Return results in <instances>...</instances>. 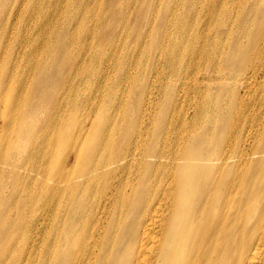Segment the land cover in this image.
<instances>
[{
  "label": "bare ground",
  "instance_id": "6f19581e",
  "mask_svg": "<svg viewBox=\"0 0 264 264\" xmlns=\"http://www.w3.org/2000/svg\"><path fill=\"white\" fill-rule=\"evenodd\" d=\"M84 2L92 9L83 13V2L76 0L71 16L64 0H0V18L14 19L15 42L5 48V39L0 43L6 50L1 86L19 93L7 101V111L17 115L13 125L4 126L0 168L7 153L11 163L1 171L0 190L12 184L14 167L20 179L29 171L46 185L49 214L42 261L31 260L30 251L23 262L12 259L18 246L1 237L0 264H264V82H258L264 80V0ZM249 3L255 4L247 12ZM88 22L96 29L84 35ZM2 30L0 41L9 32ZM88 39L100 52L112 46L113 52L128 54L118 55L110 68L122 67L120 83L136 79L133 138L120 150L125 111L110 105L95 143L59 158L41 146L63 140L61 132L69 133L70 125L59 122L65 107L49 109L45 97L63 104L78 92L79 80L102 89L107 82V71L100 77L85 71L92 56ZM193 68L204 70L207 89H192L199 98L192 114L165 131L164 111L177 110L182 101L172 98L165 106L154 94L156 84L145 92L141 83L150 72L159 84L180 80ZM133 69L139 73H128ZM53 82L62 90L55 93ZM41 116H47L45 122ZM146 117L159 121L156 134L142 131ZM82 125L79 119L69 135L76 141ZM215 126L224 133L213 146ZM31 153H40L43 161L51 157L44 175L30 170L33 160L30 169L21 165ZM31 192L18 191V198L33 200ZM23 208L24 202L14 201L8 212ZM19 216L12 223L2 216L1 228L22 227L25 217ZM34 242L25 240L24 247L32 249Z\"/></svg>",
  "mask_w": 264,
  "mask_h": 264
},
{
  "label": "rangeland",
  "instance_id": "374dc122",
  "mask_svg": "<svg viewBox=\"0 0 264 264\" xmlns=\"http://www.w3.org/2000/svg\"><path fill=\"white\" fill-rule=\"evenodd\" d=\"M67 0H64V3H67L69 5L68 11L71 12V16L75 15V10L72 7L73 1L66 2ZM85 0H80V2H83L82 4V11L85 13L88 9H92L91 6L88 5V2H84ZM5 7H7V3H3ZM255 3H249L247 6V12L251 8V6ZM32 7V5H31ZM52 9V8H51ZM95 10V9H94ZM172 10V9H171ZM16 11V4L13 6L12 11L9 13L7 17H10L13 15ZM82 11L79 12L78 17L81 16ZM38 19V18H37ZM80 19V18H78ZM26 20V19H25ZM14 24L13 18H6L5 15H2V18H0V28L8 29V35L12 33L11 26ZM88 31L83 32L84 35H86L87 32L92 31L93 29H96V23L91 24V22H88L86 27H88ZM79 30V27H78ZM5 32V31H4ZM73 32V30L71 31ZM78 34L80 32L78 31ZM7 37H3L0 41V43L3 41L5 42L4 48L6 46H11L14 42V39H12V34ZM83 35V34H82ZM80 34L79 37L83 38ZM11 40L12 44L8 45V41ZM140 40V39H139ZM92 45H89L87 48L90 49L92 56L87 59L85 71L88 73L98 74L99 77L102 74V72L107 71V82L104 86V88H99L97 85L93 83V81H87V78L84 80H79L81 83L79 84L78 92L75 93L74 96H68L67 102L63 104H58L59 99H57V102H53L51 97H45L47 100L48 107H54L57 106V108L60 106L61 110L63 111V108L65 107L64 112L59 114L61 118L59 119V122H66L67 125H70L69 133L66 131H63V140L62 138L54 139L52 141H43V145L41 146V149L45 148L46 151L49 150L50 152L56 151L59 158H62L66 154H70L74 152L75 150H78L82 147L89 146L91 147L92 144L95 143V141L99 138L100 134L102 133V130L105 127L107 117L109 115L108 107L111 105V109H119V106L123 107V110L125 111V116L123 118H120L117 115V118H120L123 123L120 125L119 133L117 135V140L120 142L121 149H123V144H125L126 140L131 137L133 138L132 134V125L130 124L132 121V112L135 108V90L137 87L136 79L134 78L133 82H119L120 76L122 75L121 69L119 68V71H116L115 68H110L112 66L113 61L117 60L118 55H120L121 51L113 52L112 46L108 47L105 51L100 52L101 48L98 46L97 43L92 42V39H88ZM132 41V40H131ZM1 44V46L3 45ZM94 43V44H93ZM115 43L122 46V42L118 41V38L115 37ZM4 48H0V62L3 58V56L6 54ZM9 51V50H8ZM7 51V52H8ZM128 52V50H126ZM122 59L126 58L128 56L127 53H123L120 55ZM76 58V55L74 56ZM137 67V66H134ZM7 69L3 70L6 71ZM130 70V69H129ZM229 71V70H228ZM227 71V72H228ZM155 72V71H154ZM184 72V70H183ZM225 72V71H224ZM128 73H133L134 75H137L139 73L138 69H133L131 71H128ZM230 74L233 72H229ZM110 74V75H109ZM202 74H204V70H195L194 68L191 70H188L187 76H180V80H172L169 81L168 78H165L162 83L155 82L154 79V73H151L145 77L144 81H142L143 88L145 89V92L152 89V86L156 84L158 86V89L153 90L154 94L156 96H160L158 102L163 98V103L165 106H168L172 98L179 99L182 101V103H179L176 105V109H173V106H171L168 111L166 110V113L164 111L165 116V131H170L175 128H177V121L178 119H182L183 117L187 115L192 114L193 108L192 105L195 101H198L199 98L197 94H195V91L198 87H200V92L202 90L207 89V85L205 86V82L202 79ZM216 74L212 73V79H215ZM148 78V79H147ZM102 79V78H100ZM209 79V76H208ZM147 80V81H146ZM149 80V81H148ZM31 81V78L28 79L24 84H27ZM264 82V80L259 79L258 82ZM147 82V83H146ZM170 82V84H169ZM260 82V83H261ZM172 83V84H171ZM176 86H175V84ZM195 83V84H194ZM210 83V82H209ZM217 83V82H214ZM244 82L240 83L238 85L239 89L242 87ZM2 82L0 80V147H1V141L4 139L3 137V131L4 126L9 123L10 125H13V120L16 117V113L8 112L7 111V101L11 100L12 96L19 95L17 89H8L3 88L1 86ZM50 84L48 81L45 85ZM153 84V85H152ZM166 84V85H165ZM170 86L169 89H165V87ZM52 88L54 89L55 93L59 90H62L61 86L53 82L51 84ZM151 87V88H150ZM160 87V89H159ZM165 89V92L163 93L162 89ZM194 93H192L193 90ZM162 90V91H161ZM178 91V92H177ZM124 92V99L119 103L121 100V95ZM141 93L143 91H140ZM213 91H210L209 93H212ZM242 94V93H240ZM164 95V96H162ZM192 96V98H191ZM195 96V97H194ZM121 97V98H120ZM180 97V98H179ZM52 100V101H51ZM162 103V104H163ZM159 105V103H157ZM47 115V114H46ZM63 116V118H62ZM47 116H41V122L46 121ZM39 118V117H38ZM114 118V116H112ZM81 120L82 125V131L84 133H81L78 140H75V137H70V133L73 132L74 125L77 124L78 120ZM186 119V118H185ZM186 121H189L186 119ZM111 122H114V119H111ZM117 123H119V120L117 119ZM158 123L159 121L153 118H147L144 121V123L141 125L142 131L146 133V135L150 134H156L158 129ZM162 124V123H161ZM41 125V123H40ZM39 125V126H40ZM38 126V127H39ZM213 133L215 135L213 146L219 145L216 141L219 134L224 133L219 127H214ZM6 129V128H5ZM61 129V127H60ZM35 131V130H34ZM37 132V131H36ZM57 134V133H55ZM228 134V133H227ZM58 135V134H57ZM57 137V136H55ZM88 141V142H87ZM50 142L54 144V147L50 148ZM54 149V150H53ZM48 155V154H47ZM27 157V155H26ZM50 156H48L44 161L40 157L39 154H30L27 158H25V162H22L21 165L24 167H27V169L32 168L31 165L32 160L34 161V167L33 170L35 172L40 173V175H44L45 171H49V163H50ZM27 162V163H26ZM10 160L8 159V153L7 158L5 157L4 160V166L7 164H10ZM25 163V164H24ZM3 166V169H4ZM0 168V179L3 175L1 172L3 170ZM17 167H14V179L10 186L7 188L0 190V218L8 217L10 218V222L12 223L15 219L18 217H21L19 215L23 214L25 217V222L22 227L13 229L10 226V223L5 224V228H1L0 225V238H6V239H14L12 242H14L18 246V250L14 252L12 259H21V261H25L26 259V251H30V259L31 260H37L39 263L42 261L43 254L45 252V249L47 247V229L46 224H48L49 214L47 211V208L45 206V199L47 196H45L44 187L46 186L44 182L40 180H36L35 178L29 177V171L26 174V179L21 178L20 176L16 174ZM6 170V169H5ZM4 170V172H6ZM23 190H34V192H31L34 197L33 200H30L31 198H28V196L19 197L18 191ZM94 196L97 195V192L95 191ZM97 198V196H96ZM14 201L18 202H24V208L23 211H13L9 213V207L14 206ZM63 212V211H62ZM2 217V218H3ZM68 217V216H67ZM1 222V221H0ZM31 224V225H30ZM5 230V231H3ZM25 240H33L35 241L33 246L30 248L24 247V241ZM18 244V245H17ZM12 249H10L11 252ZM43 253V254H42ZM5 254L7 255L8 252L6 251Z\"/></svg>",
  "mask_w": 264,
  "mask_h": 264
}]
</instances>
